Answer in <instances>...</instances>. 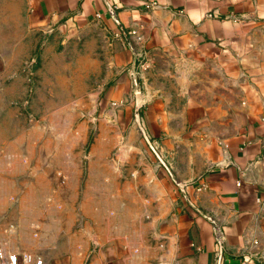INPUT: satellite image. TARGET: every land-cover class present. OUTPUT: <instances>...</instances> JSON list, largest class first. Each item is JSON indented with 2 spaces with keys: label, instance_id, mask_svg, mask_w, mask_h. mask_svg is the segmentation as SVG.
Wrapping results in <instances>:
<instances>
[{
  "label": "rangeland",
  "instance_id": "374dc122",
  "mask_svg": "<svg viewBox=\"0 0 264 264\" xmlns=\"http://www.w3.org/2000/svg\"><path fill=\"white\" fill-rule=\"evenodd\" d=\"M92 42L69 27L34 31L0 78V253L16 264L24 253L42 264H171L168 225L182 201L170 172L190 154L172 137L192 130L163 127L168 113L153 106L166 72L115 69Z\"/></svg>",
  "mask_w": 264,
  "mask_h": 264
},
{
  "label": "crops",
  "instance_id": "0c3cea01",
  "mask_svg": "<svg viewBox=\"0 0 264 264\" xmlns=\"http://www.w3.org/2000/svg\"><path fill=\"white\" fill-rule=\"evenodd\" d=\"M54 27L89 34L115 69L168 75L153 106L192 130L172 137L190 154L170 172L171 264H264V0H0V78Z\"/></svg>",
  "mask_w": 264,
  "mask_h": 264
},
{
  "label": "built area",
  "instance_id": "2783aa9c",
  "mask_svg": "<svg viewBox=\"0 0 264 264\" xmlns=\"http://www.w3.org/2000/svg\"><path fill=\"white\" fill-rule=\"evenodd\" d=\"M112 19L118 23L117 15L115 14L114 11L111 12ZM96 18H100V15H97ZM131 35L136 37L137 42H141L142 38L137 34L136 31H132ZM132 47V46H131ZM132 50L136 52L135 46L132 47ZM0 264H16V258L13 255L7 254V253H0ZM22 260L24 261L25 264H42V259L39 257H35L33 254L29 253H24L22 255ZM243 264H246L245 262Z\"/></svg>",
  "mask_w": 264,
  "mask_h": 264
}]
</instances>
